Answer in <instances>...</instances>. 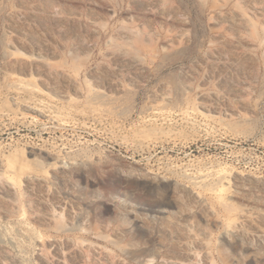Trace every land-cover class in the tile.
I'll return each instance as SVG.
<instances>
[{"label":"rangeland","instance_id":"obj_1","mask_svg":"<svg viewBox=\"0 0 264 264\" xmlns=\"http://www.w3.org/2000/svg\"><path fill=\"white\" fill-rule=\"evenodd\" d=\"M0 264H264V0H0Z\"/></svg>","mask_w":264,"mask_h":264}]
</instances>
